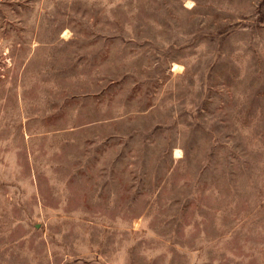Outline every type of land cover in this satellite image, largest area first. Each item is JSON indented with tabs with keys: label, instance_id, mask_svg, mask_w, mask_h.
<instances>
[{
	"label": "rangeland",
	"instance_id": "374dc122",
	"mask_svg": "<svg viewBox=\"0 0 264 264\" xmlns=\"http://www.w3.org/2000/svg\"><path fill=\"white\" fill-rule=\"evenodd\" d=\"M0 264H264V0H0Z\"/></svg>",
	"mask_w": 264,
	"mask_h": 264
}]
</instances>
